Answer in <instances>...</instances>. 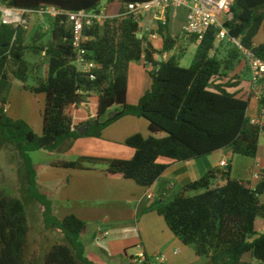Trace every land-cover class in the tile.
Here are the masks:
<instances>
[{
  "label": "trees",
  "instance_id": "trees-1",
  "mask_svg": "<svg viewBox=\"0 0 264 264\" xmlns=\"http://www.w3.org/2000/svg\"><path fill=\"white\" fill-rule=\"evenodd\" d=\"M104 1H117L122 8L118 16L84 27V35L89 38L84 45L87 58L97 65L94 80L74 64L73 29L66 15L46 17L49 28L37 30L29 45H25L26 30L2 25L0 16V138L18 150L28 197L43 208L44 229L62 237L46 248L39 262L29 254L30 225L25 204L0 190V264H95L85 256L80 241L86 223L76 215L60 219L53 201L40 191L37 168L30 157L33 152H55L80 137L101 139L103 131L117 121L137 117L149 123L151 135L145 138L136 134L124 142L135 152L131 160L80 157L76 161H55L51 166L75 171L103 167L109 175L149 188L169 168L159 162L161 158L189 162L228 148L242 157L258 156L264 122L252 123L250 101L239 97L237 91L242 80L229 75L244 57L230 41L217 45L216 30H210L200 43L191 36L196 53L191 66L182 68V55L157 60L158 55L172 52L179 41L168 21L158 22L152 31L163 41L162 49L157 50L146 35L139 37L143 15H125L129 4L153 0H0L10 7L36 11L53 8L66 13L99 12ZM232 12L233 19L225 24L229 37L240 39L246 49L264 61V42L255 44L264 27V0H235ZM223 43L234 47L229 48L226 59L221 58ZM27 53L44 54L48 59L47 78L37 77L33 85L28 84ZM141 61L146 67L152 66L148 72L152 84L137 105H130L129 67ZM10 64L15 67L14 78L24 84L25 91L45 95L40 137L26 122L8 117L3 108ZM92 94L98 95L97 119L88 122L87 133L80 135V126L74 125L69 109L79 107ZM259 107L263 119L264 97L259 99ZM197 191L202 193L189 194ZM263 196L264 172L249 185L233 178L230 170L214 168L184 186L157 213L184 245L211 264H251L243 260L247 254L264 264V234L255 230L256 221L264 219Z\"/></svg>",
  "mask_w": 264,
  "mask_h": 264
},
{
  "label": "crops",
  "instance_id": "crops-1",
  "mask_svg": "<svg viewBox=\"0 0 264 264\" xmlns=\"http://www.w3.org/2000/svg\"><path fill=\"white\" fill-rule=\"evenodd\" d=\"M121 8L122 4L117 1H104L101 5V10L109 17L118 16ZM186 18L187 10L183 7H172L165 12H148L143 15L141 28L145 31L151 26L156 30L158 22L168 21L170 31L178 36L177 30L182 29ZM145 35L155 49H162L160 35ZM172 53L173 51L163 56L158 55L157 60L161 56L162 61H167L173 56ZM242 62L231 77L241 78V85L237 89L239 97L250 101V118L261 122L263 119L260 115L259 97L251 83L249 67L244 60ZM150 70L152 67H146L144 61L130 64V105H137L150 89ZM7 110L6 105V112ZM97 111L98 95L95 94L90 95L79 107L69 109L75 126L87 125L97 119ZM136 134L149 137V123L137 117L122 118L105 129L101 139L81 137L76 140L66 153L69 159L64 161H76L80 157L131 160L135 152L125 146L124 142ZM223 161L228 162L227 168L221 167ZM159 162L169 165V168L149 188L141 187L122 176L109 175L103 167L83 171L57 169L64 173L57 174L58 177L52 181L41 183L40 171L37 165L35 167L39 189L53 201L57 216L62 219L68 215H76L86 223L80 241L85 246V256L95 264H132L134 257L141 251L145 252L152 264H156L154 260L159 255L167 257L166 264H211L209 259L197 256L193 248L184 245L169 230L157 210L172 201L184 186L199 180L214 168L230 170L233 178L252 185L264 172V132L255 159L235 155L232 148H228L221 153L189 162H173L165 158H161ZM51 164L48 167L56 170ZM255 230L259 235L264 234V219L256 221ZM247 255L243 260L256 264L251 255Z\"/></svg>",
  "mask_w": 264,
  "mask_h": 264
},
{
  "label": "rangeland",
  "instance_id": "rangeland-1",
  "mask_svg": "<svg viewBox=\"0 0 264 264\" xmlns=\"http://www.w3.org/2000/svg\"><path fill=\"white\" fill-rule=\"evenodd\" d=\"M29 25L25 34V45L31 43L32 37L37 30L42 28L43 31H47L49 28L48 18H35L29 19ZM179 36L178 45L173 50L172 55L180 56V66L182 68H189L193 62L196 45L192 42L191 36H185L182 29L177 30ZM181 34V35H180ZM48 40V37L44 39V42ZM264 42V27L259 32L255 39V44H261ZM229 48H234L227 43H223L220 47L222 52L221 58L226 59L228 56ZM26 60L30 67V80L29 85H33L35 78H47L48 76V59L44 54L27 53ZM243 64L242 60L237 62L235 69L239 68ZM12 69H15L11 64L7 68V74L9 78V84L7 90L3 93L6 104L3 108L6 109V115L14 120H21L26 122L32 129L35 135L41 136L43 133V114L45 109V95L44 94H31L23 89V83L14 78ZM244 71V70H243ZM245 72V71H244ZM232 76V73L229 74ZM97 96V94H95ZM81 138V137H80ZM79 138V139H80ZM92 138V137H88ZM93 139V138H92ZM78 140V139H77ZM76 141V140H75ZM75 141L66 143L58 151H36L30 154L33 164L37 165L40 171L41 183H47L58 177L61 170H55L48 167L49 163L67 160L66 155L71 149L72 144ZM125 145V144H124ZM126 146V145H125ZM80 151V150H79ZM64 173V172H63ZM58 189V188H56ZM0 190L10 197L21 200L26 208L29 218L30 235H29V254L39 259L42 262L44 257V251L48 246L54 242L61 241L62 237L56 231H48L44 229L42 210L43 208L36 201L31 200L28 197L25 176L23 171L22 159L18 153L17 148L0 138ZM59 192V191H58ZM202 191L190 192L191 196L201 194ZM62 197L64 200L65 194ZM250 259V256L247 255ZM255 260V259H253ZM256 264H261L255 260Z\"/></svg>",
  "mask_w": 264,
  "mask_h": 264
},
{
  "label": "built area",
  "instance_id": "built-area-1",
  "mask_svg": "<svg viewBox=\"0 0 264 264\" xmlns=\"http://www.w3.org/2000/svg\"><path fill=\"white\" fill-rule=\"evenodd\" d=\"M235 0H153L144 3H131L125 15L140 14L148 12H165L172 7H183L187 10V18L182 25V32L185 36H195L200 43L202 38L210 31H217V44L222 41H230L242 54L250 70L251 83L256 90L257 96L264 97V61L255 56V54L246 49L240 39L230 38L229 31L225 24L233 19L232 6ZM66 15L68 22L73 29V46L76 49L75 66L84 74H89L90 79L94 80V71L97 68L95 62L87 58V51L84 47L89 40L84 35V27L92 25L95 21L103 23L109 18L103 10L97 11H79V12H62L53 8H43L38 11L28 10L16 7H10L0 2L1 24L22 27L27 29L29 19L35 18H56L57 16ZM152 27L148 26L145 31L141 29L139 37L145 34L152 35ZM155 37L154 35H152ZM152 67V66H151ZM264 122V118H263ZM252 123H258L252 120ZM228 162L221 163L222 168L228 167ZM156 264H166L167 257L159 255L155 258ZM135 264H152L144 251L139 252L134 257Z\"/></svg>",
  "mask_w": 264,
  "mask_h": 264
},
{
  "label": "water",
  "instance_id": "water-1",
  "mask_svg": "<svg viewBox=\"0 0 264 264\" xmlns=\"http://www.w3.org/2000/svg\"><path fill=\"white\" fill-rule=\"evenodd\" d=\"M159 61H160V62L162 61V57H161V56H159ZM156 73H159V71L157 70ZM178 119L181 120V119H182V116H180ZM88 128H89V125H82V126H80V127L78 128V132H79V134H80V135H84V134H86Z\"/></svg>",
  "mask_w": 264,
  "mask_h": 264
}]
</instances>
